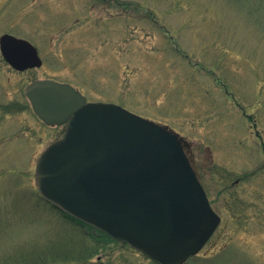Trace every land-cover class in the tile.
Returning a JSON list of instances; mask_svg holds the SVG:
<instances>
[{"label":"rangeland","instance_id":"obj_1","mask_svg":"<svg viewBox=\"0 0 264 264\" xmlns=\"http://www.w3.org/2000/svg\"><path fill=\"white\" fill-rule=\"evenodd\" d=\"M5 33L44 63L0 51V264H158L41 199L36 165L66 126L35 115L36 79L178 135L221 217L185 264H264V0H0Z\"/></svg>","mask_w":264,"mask_h":264},{"label":"water","instance_id":"obj_2","mask_svg":"<svg viewBox=\"0 0 264 264\" xmlns=\"http://www.w3.org/2000/svg\"><path fill=\"white\" fill-rule=\"evenodd\" d=\"M0 49L18 71L43 61L29 41L5 34ZM25 94L65 135L41 155L40 196L75 220L141 251L158 264H185L221 223L180 138L167 128L74 87L35 80Z\"/></svg>","mask_w":264,"mask_h":264},{"label":"trees","instance_id":"obj_3","mask_svg":"<svg viewBox=\"0 0 264 264\" xmlns=\"http://www.w3.org/2000/svg\"><path fill=\"white\" fill-rule=\"evenodd\" d=\"M102 235H104V236H106L107 238H109L107 235H105V234H102ZM111 239V238H110Z\"/></svg>","mask_w":264,"mask_h":264}]
</instances>
